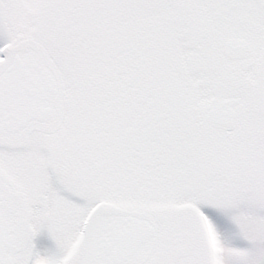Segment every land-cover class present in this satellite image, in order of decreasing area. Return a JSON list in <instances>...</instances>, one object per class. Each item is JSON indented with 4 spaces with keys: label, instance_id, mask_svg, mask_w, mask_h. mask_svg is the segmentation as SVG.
I'll return each mask as SVG.
<instances>
[{
    "label": "snow or ice",
    "instance_id": "obj_1",
    "mask_svg": "<svg viewBox=\"0 0 264 264\" xmlns=\"http://www.w3.org/2000/svg\"><path fill=\"white\" fill-rule=\"evenodd\" d=\"M0 264H264V0H0Z\"/></svg>",
    "mask_w": 264,
    "mask_h": 264
}]
</instances>
